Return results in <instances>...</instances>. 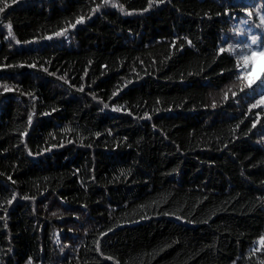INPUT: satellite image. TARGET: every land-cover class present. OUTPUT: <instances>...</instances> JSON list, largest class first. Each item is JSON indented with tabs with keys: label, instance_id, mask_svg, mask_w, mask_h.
<instances>
[{
	"label": "trees",
	"instance_id": "trees-1",
	"mask_svg": "<svg viewBox=\"0 0 264 264\" xmlns=\"http://www.w3.org/2000/svg\"><path fill=\"white\" fill-rule=\"evenodd\" d=\"M261 16L0 0V264H264V83L234 74Z\"/></svg>",
	"mask_w": 264,
	"mask_h": 264
},
{
	"label": "snow or ice",
	"instance_id": "snow-or-ice-1",
	"mask_svg": "<svg viewBox=\"0 0 264 264\" xmlns=\"http://www.w3.org/2000/svg\"><path fill=\"white\" fill-rule=\"evenodd\" d=\"M107 2V0H106ZM149 7H152V4H149ZM121 11H123V8L121 7ZM247 15L251 16L252 12L248 11ZM82 22L81 20H77V23ZM260 25H258L257 27H264V16L260 17ZM74 27V25H73ZM9 28V32L8 35H12L11 33V25H8ZM56 36H60L61 33L57 32L55 33ZM52 37H48V39H51ZM13 39H15V37H13ZM250 40H251V45H245L244 48L241 50L243 51V55H240L237 57L236 62H235V66L237 69H240V71L238 73H234L236 76V79L241 81V85H240V90L243 91L245 87L251 88L254 81L252 79V74L255 73L257 71V56L259 55V57L264 58V47H261L258 44V41L260 40V37L257 35H251L250 36ZM17 43H19V41H17ZM190 43V41H189ZM252 46H256L255 48H253ZM239 46H234L232 44H229L227 46V48L225 47H219L218 48V55H223L226 52L227 53H236L237 52V48ZM241 63L243 65L242 69H241ZM29 67H35V65H29ZM43 71L47 72V69L44 68ZM261 83H264V64L261 65ZM222 75V73H221ZM7 90V89H6ZM81 91H83V89H80ZM228 91H231V89H229ZM236 93H233V97H235ZM224 98L228 99V93L225 92L224 94ZM261 99H264V96H261ZM256 105H252V107H255ZM105 107H107V105H105ZM213 107H215V105H213ZM117 110V109H114ZM29 123H31V118H29ZM255 125H253L254 127ZM31 154V153H29ZM15 197H13L14 199ZM25 199H27V197H25ZM9 203H11V201H9ZM53 215H56V213H53ZM261 243H264V238L261 239ZM29 264H31V261H29Z\"/></svg>",
	"mask_w": 264,
	"mask_h": 264
},
{
	"label": "rangeland",
	"instance_id": "rangeland-1",
	"mask_svg": "<svg viewBox=\"0 0 264 264\" xmlns=\"http://www.w3.org/2000/svg\"><path fill=\"white\" fill-rule=\"evenodd\" d=\"M248 43L251 44V40H249ZM252 47L255 48L256 46H252ZM262 64H264V58H261L258 55L257 56V71L252 74V79L254 80V82H256L262 74V72H261V65Z\"/></svg>",
	"mask_w": 264,
	"mask_h": 264
}]
</instances>
